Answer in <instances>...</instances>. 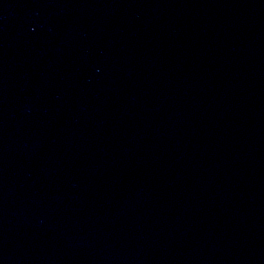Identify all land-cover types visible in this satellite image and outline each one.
<instances>
[{
	"label": "water",
	"instance_id": "obj_1",
	"mask_svg": "<svg viewBox=\"0 0 264 264\" xmlns=\"http://www.w3.org/2000/svg\"><path fill=\"white\" fill-rule=\"evenodd\" d=\"M0 264H264V0H0Z\"/></svg>",
	"mask_w": 264,
	"mask_h": 264
}]
</instances>
